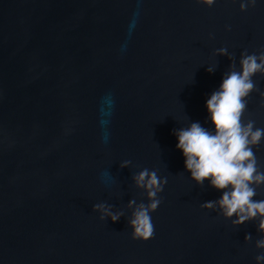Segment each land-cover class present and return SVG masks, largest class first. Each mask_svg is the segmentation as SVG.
<instances>
[{
  "label": "water",
  "instance_id": "95a60500",
  "mask_svg": "<svg viewBox=\"0 0 264 264\" xmlns=\"http://www.w3.org/2000/svg\"><path fill=\"white\" fill-rule=\"evenodd\" d=\"M239 3L0 0V264H257L258 222L200 207L222 191L189 179L174 135L212 127L206 100L231 63L217 49L237 70L264 51V0ZM243 119L264 128L259 92ZM254 151L264 166V141ZM144 168L167 183L142 242L125 206L147 203L132 181ZM100 202L124 216L101 220Z\"/></svg>",
  "mask_w": 264,
  "mask_h": 264
},
{
  "label": "clouds",
  "instance_id": "9594fccd",
  "mask_svg": "<svg viewBox=\"0 0 264 264\" xmlns=\"http://www.w3.org/2000/svg\"><path fill=\"white\" fill-rule=\"evenodd\" d=\"M198 4L211 7L216 0H196ZM257 0H240V11L254 7ZM228 56L231 63L223 74L219 88L206 100L208 121L207 128L199 122H190L186 127L174 130L177 138L176 148L182 152L185 170L189 179L203 187L208 181L210 187L222 191L217 200L200 204L202 209L216 211L225 219H231L233 227L250 221H257L260 238L255 247L260 251L255 257L257 264L264 261V199H255L264 186V166L260 164L254 149L264 141V128L255 127L254 120H244L248 98L251 93L260 91L253 76H264V51L259 54L240 53L239 70L226 48H219L214 53ZM216 67L208 66L206 71L213 73ZM131 161H121L120 167H129ZM137 189H142L147 203L130 199L126 208L131 210L128 226L131 239L148 241L153 238L155 225L151 213L161 204L158 194L163 191L167 177L158 175L157 170L144 168L132 176ZM93 211L99 218L116 222L124 216L123 211H113V206L106 202L93 204ZM251 239L246 234L244 240Z\"/></svg>",
  "mask_w": 264,
  "mask_h": 264
}]
</instances>
